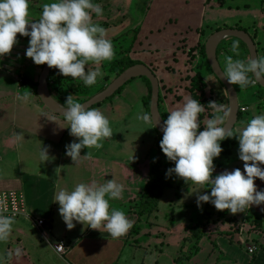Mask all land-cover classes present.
Returning <instances> with one entry per match:
<instances>
[{"label": "crops", "instance_id": "1", "mask_svg": "<svg viewBox=\"0 0 264 264\" xmlns=\"http://www.w3.org/2000/svg\"><path fill=\"white\" fill-rule=\"evenodd\" d=\"M235 1L237 2V0ZM251 1H253V5L247 3L242 7L235 6V12L244 14L242 17L232 18L230 22L220 20L217 29L245 31L252 37L256 45L257 57H261L264 56V0ZM161 2L166 1L161 0ZM169 2L171 0L167 5L166 3L162 4L164 8H160L159 5L158 9L152 10L153 12L151 11L150 14L147 12L143 17V25L141 23V26H144L142 28L159 23L165 15L164 11L169 12L166 6L174 7V9H179L182 6H172ZM192 8L193 4L186 7L188 11ZM169 15L167 13V17ZM112 27L119 30L114 42H119L127 32L134 31L133 27L129 26L121 28L118 24H113ZM163 30L167 36L168 29L164 28ZM232 42V40L225 39L218 45L220 66L224 65L225 55H233L230 51ZM166 43V39H160L159 45L163 46ZM131 46V53L134 56L141 47L136 36H134ZM144 47L146 48V46ZM199 53L200 48L196 47L193 52L192 72L202 75L207 92L213 91L212 87L215 88L216 95L212 97L216 99L217 93L222 89L208 66L200 62ZM240 53L241 55L238 57L240 59L249 57L241 47ZM116 58L118 55L115 54L112 60ZM200 64L201 67H198ZM5 78V76L0 77V190L22 192L28 217L15 220L8 240L0 242V251L5 248V253L10 249L15 253V249L20 248L22 254L18 257L23 264H33L34 260L36 264L42 258L49 256L68 264L64 261L68 250L73 247V244L81 243L84 239L95 247L110 242L122 245L117 257V264H264V244L258 246L260 254L258 253L254 259H251V255L246 250L247 245H242L237 241V237L234 239L225 233L203 234L197 245V250L190 254L188 261L182 262L180 254L185 250V247L184 250L182 247L186 244L187 237L185 233L183 237L180 235V238L178 234L176 235L175 239L180 240L178 247L174 241L175 235H170L174 231L172 227L180 224L179 222L175 223V210L172 209L170 217L168 215L164 217V214L160 216L158 212L166 190L162 192L154 208L150 207L142 211L141 198L150 180L156 156L154 142L158 137L152 124L145 123L140 119L145 114L142 99L148 93L146 83L142 79H134L139 82L135 89L136 93L139 92L138 95L130 91L123 92L122 89L120 91L122 95L119 93L118 97H114L115 100L111 101V99L109 103L95 107L109 119L113 136L106 138L100 149H82L81 156L85 155L87 151L92 152L90 159L83 158L78 162H73L70 157L65 155V146L71 142L79 141L69 135V129H67L69 124L65 118L49 112L31 93H28L29 99L24 101L19 99L23 95L7 91ZM255 87L258 86L253 84L248 88L252 89L255 98L261 99V94L255 92ZM222 93H225L224 90ZM218 96L220 100L217 99L216 102L226 105L222 96L219 94ZM243 107L247 108L246 113H248V107L244 105ZM263 108L264 102H262V112ZM16 133H21L24 138L18 141ZM237 134L235 126L233 135ZM231 142L233 143L232 149L238 148L235 136L232 137ZM44 147L48 148L49 160L47 161L40 159V151ZM232 155L231 150L230 158ZM111 179L122 184L124 192L122 199L110 201V206L122 210L126 214L132 221L133 232L130 228L124 236L114 239L103 229L94 230L89 228L86 223L76 222H74L75 227L68 230L58 213L59 205L54 201L55 194L61 189L71 191L79 183L99 185ZM194 186L195 184L192 185V187ZM131 209L142 212L140 215L138 214L139 219L138 215L130 213ZM34 217L49 221V242L40 238L32 222ZM159 219L163 221L158 223ZM142 222L145 223L144 227L148 232L141 236L145 239V242H141L144 243L143 245L139 242L140 239H134L132 234L134 232L138 234L136 229L141 230ZM162 225H165L164 228L161 227ZM157 226L162 228L165 233H152L156 231ZM157 232L159 231L157 230ZM14 241L15 245H13ZM59 241H62L67 249V253L62 257L54 252V246ZM127 246L133 247V249L126 251ZM242 246L245 247V250L241 248ZM128 255L129 263H127ZM16 256L15 254L14 257Z\"/></svg>", "mask_w": 264, "mask_h": 264}, {"label": "clouds", "instance_id": "2", "mask_svg": "<svg viewBox=\"0 0 264 264\" xmlns=\"http://www.w3.org/2000/svg\"><path fill=\"white\" fill-rule=\"evenodd\" d=\"M29 3L30 0H0V58L10 54L19 43V34L30 38L25 56L35 65L56 68L62 76L78 78L88 87L98 77L102 78L99 68L85 71L89 62L101 64L111 61L115 55L112 42L105 38L106 30L92 21L93 13L98 17L103 15L101 6L93 0H50L42 5L40 18L30 20ZM230 51L233 55L224 56L222 73L229 85L243 90L264 81V56L238 58L241 55L238 41L232 42ZM19 99L27 101L29 94ZM65 103L67 107L61 108L62 116L69 124V135L79 141L66 145L65 155L73 162L90 159L92 152L81 156V150L100 149L103 141L113 136L110 121L99 109L75 102L72 94L66 97ZM208 106L213 116L206 120L203 131L198 129L205 107L197 99L186 97L182 106L167 114L159 147L175 166L167 170L166 178L175 174L185 182L201 187L210 185V194L197 192L198 207L211 203L218 211L236 214L264 204V190H257L254 184L255 179L264 181V168L258 166L264 165V114L255 115L233 135L231 129L225 130L230 108L216 101H210ZM140 119L155 126L147 113ZM15 135L18 141L24 138L21 133ZM233 136L238 141V159L244 162L243 174L236 168L213 177V160L223 151L221 142ZM40 159L49 160L47 147L41 148ZM123 192L124 186L114 179L99 185L79 183L71 191L59 190L54 201L68 230L75 227L74 222L86 223L91 229H103L115 239L132 227V221L122 210L110 206V201L122 199ZM14 223L13 217L0 214V242L8 240ZM15 254L20 256L21 250L15 249Z\"/></svg>", "mask_w": 264, "mask_h": 264}, {"label": "rangeland", "instance_id": "3", "mask_svg": "<svg viewBox=\"0 0 264 264\" xmlns=\"http://www.w3.org/2000/svg\"><path fill=\"white\" fill-rule=\"evenodd\" d=\"M163 1L166 2H161V0H93L94 3L101 6L103 9V15L98 17L93 13L92 21L106 30V39H109L112 44L115 43L113 44V48L115 54L118 55V58L116 59L131 57L132 60L141 62L150 67L159 80V88L162 96L159 105L160 112L169 113L171 110L183 105L178 104L177 102L175 103L173 91L175 88L182 89L185 86V79L193 70L194 49L196 47L201 48L209 36L221 30L217 29L220 20L230 22L232 18L237 19L244 15L235 12V6L242 7L244 4L248 3L249 5H253L254 3L251 0H237V2L235 0H171V2H169L170 5H182L181 8L174 9V7L166 6L169 12L164 11L165 15L161 18L159 23L142 28L144 27L141 26V23L142 25L144 23V15H146L147 12L150 14L152 10L154 11L155 9H158L157 7L159 5L160 8H164L162 4L166 3L167 5L169 0ZM49 2L50 0H30L29 19L38 20L42 12V5ZM192 4V10L188 11L186 7ZM167 13L170 14L168 17ZM148 22H151V20H148ZM113 24H118L121 28L128 26L133 27L134 31L127 32L119 42H114L113 40L117 37L119 30L117 31L112 27ZM164 28L168 29L167 36H165ZM134 36L137 37V41L141 47L137 50V54L133 56L131 53V45ZM29 39V37L17 38L19 43L12 48L10 54L4 56L2 62L0 60V77H6V90L20 95L31 93L29 88H20L24 81L20 74L28 73L37 76L41 66L35 65L30 58L25 56ZM160 39H166L167 43L163 46L159 45ZM144 46H146V48ZM129 54L130 56H128ZM116 59L104 61L101 64L89 62V64L85 66L86 72L87 69L95 70L99 68L102 73V78L98 77L94 85L90 87L86 86L91 96L99 93L112 82L111 80L117 71H115V73L114 71H110V66ZM221 68L224 72V65H221ZM67 84L69 86L78 84L84 85L82 80L78 78L72 79L71 77L67 79ZM138 84V81L132 80L122 88V91H130L135 94V89ZM235 86L239 106L244 105L249 109L248 113H241L238 122L235 125L237 130L241 128V126H244L255 115L264 114V110L262 112L264 89L255 87V92H259L262 96H260L261 99H259L255 98L252 89L247 88L241 90L237 85ZM212 89L213 92H215V88L212 87ZM121 93L120 95H122ZM136 94L138 95L139 92ZM63 95L66 98L69 93L64 92ZM115 96L118 97L119 94H116ZM213 96H215V93H213ZM113 98L110 100H115V98ZM110 100H107L104 104L109 103ZM214 101L217 100L215 99ZM258 111L260 112L258 113ZM161 139L162 137L158 135L157 140L154 142L156 156L153 165H156L157 176H160L162 171L164 177L166 176L165 174L167 170L175 165L174 162H169L162 153L159 147ZM231 140L232 137L221 142L223 151L219 157L214 158L213 160L215 166L213 177L225 170L232 171L236 168H239L243 174L244 162L238 159V148L232 149L233 143ZM231 150L233 155L230 158ZM228 159H230L229 162ZM166 166L170 167L168 168ZM258 166L264 168V165ZM152 183L154 186L156 180H153ZM254 184L257 187V190H264V181L255 179ZM192 185H194V183L191 181L185 182L184 179L177 177L175 174H172L168 180H159L157 187H162V192L166 191L161 199L160 211L158 210V212L160 213V216L164 214V217L167 215L170 217V212L174 209L175 223L179 222L181 224L173 226L172 228H174V231L171 232L170 235H175V239L177 234L180 238L181 236L183 237L185 233L187 237L189 234L188 229L199 223L200 227L205 231L203 234L225 233L232 238L237 237V241L244 246L257 247L255 253L251 255V259H254L260 250L258 246L264 244V211H262V209H264V204L260 206H251L250 208L245 209L244 212L236 214H230L227 210L218 211L211 203H202L198 207L197 192L199 194H210V185H205L203 187L197 184L192 187ZM168 188L173 190L171 191ZM156 191L157 190L155 189V193ZM166 207L167 210H165ZM131 210L130 213L133 212V215H140V213H142L139 210ZM161 221L163 220L159 219L157 222L159 223ZM144 224V222L141 223V230L136 229L138 234L135 232L132 233L134 239H140V243L145 242V239L141 237L142 234L148 233L147 230H145L146 227H144ZM164 226L165 225H162L161 227L164 228ZM169 228H171V226H169ZM155 229L156 231L152 233H165L159 226ZM157 230L159 232H157ZM131 232H133L132 227ZM174 241L177 245H180L178 242L180 241L179 239H175ZM129 242L131 243V240H129ZM141 244L143 245L144 243ZM13 245H15V241ZM72 246L73 247L68 250V255L64 259L68 264H117V257L122 249V245L120 246L116 242H110L95 247L91 242L84 239H82L81 243H76ZM241 248L245 250V247L242 246ZM130 249H133V247L129 248L127 246L125 250L129 251ZM186 249L187 246L185 247V250ZM5 251V248L0 251V260L3 261V264H23L20 257H14L15 253L13 250L10 249L7 253H5ZM34 262L35 260L33 261V264H35ZM129 262L130 258L128 255L127 263ZM36 264H64V262H60L59 260H56L55 257L53 258L49 256L42 258L41 261Z\"/></svg>", "mask_w": 264, "mask_h": 264}, {"label": "trees", "instance_id": "4", "mask_svg": "<svg viewBox=\"0 0 264 264\" xmlns=\"http://www.w3.org/2000/svg\"><path fill=\"white\" fill-rule=\"evenodd\" d=\"M18 38H27V37L19 36ZM229 40L238 41L237 39H229ZM238 42H239L240 47L242 49H244L246 54L248 55V52H247L245 45L243 43H241L240 41H238ZM219 54H220V50H217V59L219 57ZM199 55H200V62L202 64L208 66V63H207L206 57H205V53H204V45H202V47L200 48ZM124 56H126V55H124ZM3 58L4 57H2L0 60H2ZM122 58L113 61V63L110 66V71H114V73H115V71H117L111 81H113L121 72H123L127 68L138 65V64H143L141 62L134 61V60L130 59L129 57H126L123 59ZM144 65H146V64H144ZM147 67L150 69L149 66H147ZM198 67H201V64ZM42 68H43V65L40 66L39 73L37 76H33V75L28 74V73L20 74L24 80L22 82L20 88L21 89L22 88H24V89L29 88L31 90L30 91L31 95L33 97H35L39 103H40V101H39L37 94H36V87H37V80H38V77H39V74H40ZM208 68H209V66H208ZM68 78L69 77L62 76L59 73L58 69L51 68L49 78H48V88H49V92H50L52 98L57 103H59L63 107H67V105L65 103L66 98L63 95L64 92H68L69 94H72L74 101L79 102V103H84L85 101H87L88 99H90L92 97L89 94V90L85 85L78 84V85L69 86L67 84ZM142 80L146 83V86L148 89L147 95L145 97H143V99H142V105H143V108L145 109V113L149 114L151 87H150L149 82L146 79L142 78ZM219 85H220V83H219ZM234 87L236 89L235 85H234ZM220 88L222 89L221 91L223 92V90H224L223 87L221 86ZM121 90L122 89H120L116 94H119ZM159 90H160V88H159ZM221 91L217 93L218 98L216 97V100L217 99L220 100V97L218 96V94H219L225 100L226 105H227V97H226L225 93H222ZM213 93H216V92H213V91L207 92L206 91V86L203 82L202 75H200V73H198V72L194 73L192 71L185 79V86L182 89L181 88H175L173 91L175 103L177 102L178 104H183L186 97H192V99H197L205 107V112L202 113L200 115V118H199L201 126L198 129V131H203L204 130V124H205L206 120L208 118H212V116H213V110L208 106V103L210 101L215 100L212 97ZM161 98H162V96L160 93L159 94V105L161 102ZM110 99H108V100H110ZM101 105L102 104H100L96 107H99ZM159 111H160V106H159ZM160 114H161L163 120L167 119L168 113L160 112ZM240 115L241 114L239 113V117H240ZM233 131H232V134H233ZM225 140H227V138ZM225 140H223L222 142H224ZM166 167L169 168L170 166H166ZM169 177H167V178H166V176L163 177L162 171H161V175L157 176L156 165L155 164L153 165L149 183H148L147 188H146V190L143 193L142 198H141L142 211L146 210L150 207L154 208V206H156V204L158 203V201L162 195V190H163L162 187L161 188L157 187L159 184V180L163 179L165 181V180H168ZM153 180H156V183L154 186L152 185ZM165 187H167V186H165ZM155 189L157 190L156 193H155ZM188 232H189V234L187 236V243H186L188 245L184 244L182 247V249L184 250V247L187 246V249L184 250V252H182L180 254V261H182V262L188 261L190 258V254L194 253L197 250V245L200 241V238L203 235L204 230L200 227V224L197 223L193 227L189 228Z\"/></svg>", "mask_w": 264, "mask_h": 264}, {"label": "water", "instance_id": "5", "mask_svg": "<svg viewBox=\"0 0 264 264\" xmlns=\"http://www.w3.org/2000/svg\"><path fill=\"white\" fill-rule=\"evenodd\" d=\"M20 35L17 34V38ZM225 39H237L243 43L247 49L248 55L250 58L255 59L257 57L256 45L252 37L243 30L238 29H224L213 33L208 37L204 43V53L208 66L223 87L226 97H227V108H230L229 117H226V126L225 130L231 131L234 130L235 125L239 119V103L237 97V91L234 85H229L227 81L223 78V70L220 66V63L217 59V48L218 45ZM1 59V58H0ZM51 68L47 65H43V68L39 74L37 80L36 94L41 102V104L51 113L59 117L64 118L63 110L65 108L59 103H57L51 96L48 88V78ZM144 78L146 79L151 87L150 94V106H149V115L152 116L155 126L154 130L160 135L163 136L161 128L163 127V118L159 111V81L154 73L144 64H138L132 67L127 68L121 72L105 89L99 93L93 95L90 99L85 101L82 104H85V107L95 108L96 106L103 104L108 99L112 98L120 89H122L126 84L131 82L134 79ZM258 87L264 89V81H258L255 83ZM153 126V125H152Z\"/></svg>", "mask_w": 264, "mask_h": 264}, {"label": "built area", "instance_id": "6", "mask_svg": "<svg viewBox=\"0 0 264 264\" xmlns=\"http://www.w3.org/2000/svg\"><path fill=\"white\" fill-rule=\"evenodd\" d=\"M227 107V105H225ZM247 108L240 106L239 113H246ZM0 214L5 216L13 217L14 220L28 217L27 206L24 198V194L20 191L16 190H6L0 191ZM32 222L34 227L38 231L40 238L45 241L49 242L50 240V228H49V221L42 218H32ZM256 247H247V252L250 255H253L256 251ZM66 247L62 241H59L54 246V252L56 255L62 257L66 254Z\"/></svg>", "mask_w": 264, "mask_h": 264}]
</instances>
